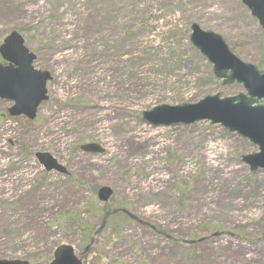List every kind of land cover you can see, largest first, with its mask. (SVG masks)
Listing matches in <instances>:
<instances>
[{
  "label": "rangeland",
  "instance_id": "1",
  "mask_svg": "<svg viewBox=\"0 0 264 264\" xmlns=\"http://www.w3.org/2000/svg\"><path fill=\"white\" fill-rule=\"evenodd\" d=\"M193 23L244 62L262 58L264 29L240 0H0V44L17 31L52 77L34 119L0 98V260L49 264L69 244L82 264H264V169L242 161L258 147L209 120L142 119L245 93L214 76ZM91 142L104 151L80 148ZM38 152L69 174L46 171ZM102 186L114 190L105 203Z\"/></svg>",
  "mask_w": 264,
  "mask_h": 264
},
{
  "label": "water",
  "instance_id": "2",
  "mask_svg": "<svg viewBox=\"0 0 264 264\" xmlns=\"http://www.w3.org/2000/svg\"><path fill=\"white\" fill-rule=\"evenodd\" d=\"M251 14L264 28V0H241ZM190 41L193 46L212 64L216 78L224 84L241 83L246 93L221 97L208 95L195 103L179 105L161 104L142 113V119L154 126L190 125L209 120L220 124L229 132H236L259 147L260 152L245 155L243 160L251 170L264 169V72L255 65L242 61L229 48L224 38L213 31L204 30L199 24L191 25ZM0 55L8 64H0V98L13 102L10 113L34 119L40 104L48 100V71L38 70L33 63L36 59L24 44L23 37L11 32L0 46ZM86 152H103L97 143L81 145ZM39 162L47 171L55 170L66 174L67 169L50 153L38 152ZM98 198L106 202L113 194L109 186L98 189ZM0 264H30L24 260H0ZM50 264H82L69 244L60 245L54 252Z\"/></svg>",
  "mask_w": 264,
  "mask_h": 264
},
{
  "label": "trees",
  "instance_id": "3",
  "mask_svg": "<svg viewBox=\"0 0 264 264\" xmlns=\"http://www.w3.org/2000/svg\"><path fill=\"white\" fill-rule=\"evenodd\" d=\"M262 47H263V51H264V38H263V41H262ZM257 66L262 70V69H264V52H263V54H262V58L260 59V61L258 62V64H257ZM90 206L87 204V205H83L82 207H81V209H82V212H85V213H87L89 210H90ZM119 210H120V208H118ZM118 209H116V210H118ZM115 212V210H107V212H106V214L104 215V218L106 219L107 217H109V216H111L113 213ZM73 217V224L75 225V227H76V229H79V231L83 234V237H84V235L86 236V238H85V242H89L88 244H91L92 243V245H93V240H92V236L93 235H89V236H87V233H88V227H87V225L85 224V221H84V219H82L81 218V216L80 215H73L72 216ZM140 222H142V221H140ZM101 225L103 226V223L101 222ZM100 225V226H101ZM101 228V227H100ZM219 233V232H218ZM218 233H216V232H213V234L212 235H214V236H216V235H218ZM169 238V237H168ZM91 245V246H92ZM109 264V263H108Z\"/></svg>",
  "mask_w": 264,
  "mask_h": 264
},
{
  "label": "bare ground",
  "instance_id": "4",
  "mask_svg": "<svg viewBox=\"0 0 264 264\" xmlns=\"http://www.w3.org/2000/svg\"><path fill=\"white\" fill-rule=\"evenodd\" d=\"M97 106L100 108H105V105H103V104H98Z\"/></svg>",
  "mask_w": 264,
  "mask_h": 264
},
{
  "label": "flooded vegetation",
  "instance_id": "5",
  "mask_svg": "<svg viewBox=\"0 0 264 264\" xmlns=\"http://www.w3.org/2000/svg\"><path fill=\"white\" fill-rule=\"evenodd\" d=\"M0 62H3L1 58H0ZM262 103H264V100H262Z\"/></svg>",
  "mask_w": 264,
  "mask_h": 264
}]
</instances>
